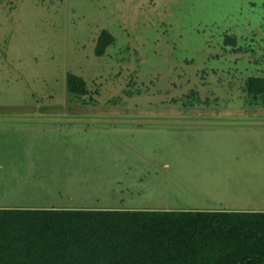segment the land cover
<instances>
[{
    "label": "rangeland",
    "instance_id": "1",
    "mask_svg": "<svg viewBox=\"0 0 264 264\" xmlns=\"http://www.w3.org/2000/svg\"><path fill=\"white\" fill-rule=\"evenodd\" d=\"M263 75L264 0H0V208L261 211Z\"/></svg>",
    "mask_w": 264,
    "mask_h": 264
},
{
    "label": "trees",
    "instance_id": "2",
    "mask_svg": "<svg viewBox=\"0 0 264 264\" xmlns=\"http://www.w3.org/2000/svg\"><path fill=\"white\" fill-rule=\"evenodd\" d=\"M113 43L103 30L96 53ZM246 89L264 103V75ZM0 264H264V210L0 208Z\"/></svg>",
    "mask_w": 264,
    "mask_h": 264
},
{
    "label": "crops",
    "instance_id": "3",
    "mask_svg": "<svg viewBox=\"0 0 264 264\" xmlns=\"http://www.w3.org/2000/svg\"><path fill=\"white\" fill-rule=\"evenodd\" d=\"M17 208V207H16ZM21 208V207H20ZM50 209V208H57V207H49V208H47V207H42V208H39V207H35V206H30V207H24V209ZM60 209V208H59ZM101 209V208H100ZM103 209H119V208H113V207H111V208H103ZM121 209V208H120ZM123 209H133V208H123ZM261 210H264V207L263 208H261Z\"/></svg>",
    "mask_w": 264,
    "mask_h": 264
}]
</instances>
